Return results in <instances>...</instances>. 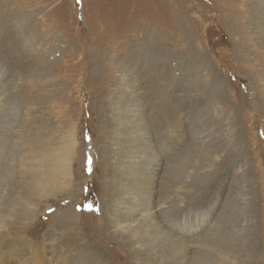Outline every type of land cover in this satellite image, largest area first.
Wrapping results in <instances>:
<instances>
[{
    "label": "rangeland",
    "instance_id": "obj_1",
    "mask_svg": "<svg viewBox=\"0 0 264 264\" xmlns=\"http://www.w3.org/2000/svg\"><path fill=\"white\" fill-rule=\"evenodd\" d=\"M0 75V264H264V0H0Z\"/></svg>",
    "mask_w": 264,
    "mask_h": 264
},
{
    "label": "bare ground",
    "instance_id": "obj_2",
    "mask_svg": "<svg viewBox=\"0 0 264 264\" xmlns=\"http://www.w3.org/2000/svg\"><path fill=\"white\" fill-rule=\"evenodd\" d=\"M28 7H29V5H28ZM0 85H1V82H0ZM2 110L3 109L0 107V126H1V123L4 122V120H3L4 116H3ZM133 115H136V114L133 113ZM72 149H73V147H72ZM168 152L164 151V154L168 153ZM70 153H71V148L67 149L66 151H64V155H63V153H60V150H56L55 153H53L52 155H50L48 157V159H50L51 163H52L51 174H53L54 177H55V174L59 170L60 164L65 162L66 160H68V157H69ZM164 154L161 153L160 158H163ZM161 165H162V162L159 164V166H151L150 169L157 171L158 169H160ZM49 183H50V181H47V180L42 179V178H41V181L38 180L37 181V185L40 186L39 190L40 189L45 190ZM51 186H52V183H51ZM237 229L240 230L241 235L238 233ZM234 231H235V235H237V236L234 237L235 238L234 239V243L231 242V247L233 248V250L236 253L237 263L241 264L240 262H243V264H249V262H251V260L253 261L254 257H255L254 259H256L257 255H258L257 253H254L255 254V256H254V254L251 253L253 251V248L252 249L250 248V245H255L256 244V242L254 240V237H253L254 230L251 227H247V228L246 227H242V224H241V225H236V228H234ZM219 244H221V243L219 242ZM223 245L224 244H221L220 249L218 250L219 253H224L226 251L225 247L223 248ZM242 255H244V257L242 259H240ZM251 256L253 258H251ZM217 258H224V257L219 255ZM208 259L212 260L213 258L212 257H208ZM221 261H223V260L221 259ZM209 264H219V263H218V260L216 259V260L210 261Z\"/></svg>",
    "mask_w": 264,
    "mask_h": 264
}]
</instances>
